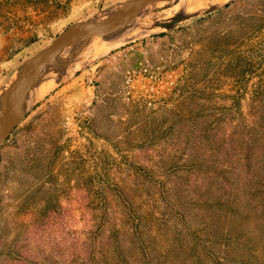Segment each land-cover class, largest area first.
I'll return each mask as SVG.
<instances>
[{"label":"rangeland","instance_id":"1","mask_svg":"<svg viewBox=\"0 0 264 264\" xmlns=\"http://www.w3.org/2000/svg\"><path fill=\"white\" fill-rule=\"evenodd\" d=\"M130 1L0 0V119L3 94L26 60L77 22L109 17ZM193 1L149 4L112 41L92 34L43 62L24 98L37 90L42 97L0 147V264H264L254 205L242 200L234 207L250 208L249 216L234 214L235 190L224 193L238 176L264 183V137L254 135L255 151L250 138L260 122L253 90L233 106L230 82L216 74L229 53L208 52L211 32L261 17L264 0L180 10ZM227 5L235 18L196 23ZM202 44L190 79L187 46ZM192 133L203 141L190 154L184 139ZM195 156L205 161L194 165Z\"/></svg>","mask_w":264,"mask_h":264},{"label":"trees","instance_id":"2","mask_svg":"<svg viewBox=\"0 0 264 264\" xmlns=\"http://www.w3.org/2000/svg\"><path fill=\"white\" fill-rule=\"evenodd\" d=\"M27 5L32 7H40L44 4H48L49 0H25ZM234 5L237 6L239 9L241 6L239 3H235ZM235 12L231 9V5H227L224 9L218 10L212 13H207L206 15L200 16L196 18V23L203 25L205 23H211L214 19H224L226 17L235 18ZM244 19V18H243ZM250 19V20H249ZM247 20V19H246ZM249 20V21H248ZM247 21H243L241 25H239L236 29L232 27L227 29L226 31H213L211 32L210 37L215 38V46L208 49L209 53H229L227 55L228 60L227 63L221 71L216 72L220 77L226 76V79L230 82V90L229 96L232 97L234 102L233 106L239 108L241 106V98L246 95V91L249 88H252V108H255L253 113H255L259 118V126L252 128L250 138L254 140L251 144L252 149L255 151L258 148V143L254 135L259 134L264 137V38H261V32L264 30V15L260 17V15H251ZM186 27H181L179 31L184 33ZM187 29V28H186ZM206 29V28H205ZM246 33L245 35H242ZM169 33H160L156 36L163 37L168 35ZM219 35V36H213ZM233 38V39H231ZM225 41L222 43V41ZM232 40V41H231ZM174 37L171 38V43H174ZM228 41L229 43H227ZM214 42L212 40L210 45H213ZM179 51H182L184 46L183 44L176 45ZM189 49V53H192V57L189 58L192 78L195 75L198 67H196L195 63H197L198 56L207 51L205 46L202 44L201 48L196 49L195 46H187ZM201 53V54H199ZM235 53H248L246 57L237 56ZM244 58V59H243ZM215 75V73H214ZM189 80H185L187 82ZM250 86V87H249ZM238 104V105H237ZM180 123V122H179ZM174 123L171 125L175 128ZM215 124L203 128V131L207 130H214ZM258 131V132H257ZM260 138V137H259ZM257 138V139H259ZM186 150L188 153L193 154L197 146L199 147L201 142L203 141V135L192 133L190 136H187L185 139ZM199 155V154H198ZM196 155V156H198ZM195 156V157H196ZM197 160V161H196ZM205 161V159L200 156L196 157L194 165H198L199 162ZM234 192V199H233V208L234 214L238 212L242 213V215H247L248 210L250 208H246L239 205L234 207V204L242 200H246L249 204H253V210H256V216L254 217V226L258 228L260 225L264 224L258 220L260 218H264V183L260 181L254 180L252 177H239L236 180V184L232 183L229 191H224L225 194L232 195V191ZM231 200V199H229ZM247 202V203H248ZM233 211V210H232ZM259 212V213H258Z\"/></svg>","mask_w":264,"mask_h":264},{"label":"water","instance_id":"3","mask_svg":"<svg viewBox=\"0 0 264 264\" xmlns=\"http://www.w3.org/2000/svg\"><path fill=\"white\" fill-rule=\"evenodd\" d=\"M158 1L165 0H132L109 17L77 22L66 33L58 37L55 42L26 60L22 72L17 79L9 84L3 94L0 119V147L15 130L19 120V117L15 116V112L22 103L34 76L47 58L84 37L106 33L116 28L127 19L137 15L147 5Z\"/></svg>","mask_w":264,"mask_h":264},{"label":"bare ground","instance_id":"4","mask_svg":"<svg viewBox=\"0 0 264 264\" xmlns=\"http://www.w3.org/2000/svg\"><path fill=\"white\" fill-rule=\"evenodd\" d=\"M167 1V0H166ZM180 1V0H179ZM210 1H212V0H195V1H193L192 3H190V4H188V5H185V4H183V6H181L180 7V10H182V11H193V12H201V11H205L206 9H207V7H208V5H210ZM220 1V0H219ZM221 1H225V0H221ZM186 2V1H185ZM191 2V1H190ZM217 2V1H216ZM169 3V2H168ZM227 3V2H226ZM153 6V5H152ZM169 6V5H168ZM178 7V6H177ZM156 8V7H155ZM154 9V8H153ZM145 10V9H144ZM146 11V10H145ZM151 11V10H150ZM171 11V10H170ZM172 11H173V9H172ZM141 15V14H140ZM170 15V14H169ZM142 16V15H141ZM146 16V15H145ZM148 16H150V15H148ZM161 16V15H160ZM174 16V15H173ZM181 16H182V14H181ZM158 18V17H157ZM165 18V17H164ZM172 17H170V19H171ZM147 19V18H146ZM169 20V19H168ZM135 22V21H134ZM167 22V21H166ZM169 23V22H168ZM171 24V23H170ZM134 25V24H133ZM164 25V24H163ZM166 25V24H165ZM169 25V24H168ZM159 26V25H158ZM122 27V26H121ZM120 27V28H121ZM162 26H160V28H161ZM166 27V26H165ZM120 28H114V29H112V30H110V31H108V32H106V33H104V35H106V34H108V36L106 37V38H104V39H109V40H113L114 38H115V36L117 37V35H119L121 32V30L122 31H124L125 29H121L120 30ZM156 28V27H155ZM160 28H156V30H158V29H160ZM163 28V27H162ZM116 29V30H115ZM142 29H144V28H142ZM152 29H154V28H152ZM113 30H115V31H113ZM135 30V29H134ZM139 29H137L136 31H138ZM141 30V29H140ZM112 31V32H111ZM130 31V30H129ZM136 31H134V32H136ZM150 31V30H149ZM153 31H155V30H153ZM111 32V33H110ZM127 32V31H126ZM140 32V31H139ZM138 32V33H139ZM133 33V32H132ZM128 34V33H127ZM135 34V33H134ZM139 34H141V33H139ZM146 34V33H145ZM137 35V34H136ZM143 35V34H142ZM128 36H130V35H128ZM127 36V37H128ZM134 36V35H133ZM139 35H137V37H138ZM98 37H101V36H94L93 38H98ZM103 37V36H102ZM136 37V36H135ZM122 38V37H121ZM120 38V39H121ZM126 39V38H125ZM131 39H133V37H131ZM119 40V39H118ZM124 40V39H123ZM128 40H129V38H128ZM116 41V40H115ZM120 41V40H119ZM125 41V40H124ZM97 42H99V41H97ZM106 44V43H105ZM91 45H92V43H91ZM90 45V46H91ZM96 46V45H95ZM106 46V45H105ZM101 47V46H100ZM91 48H93V47H91ZM102 48V47H101ZM80 49V48H79ZM98 49V48H97ZM106 50V49H105ZM67 53V52H66ZM42 68H39V74H41V78H42V76H43V72H42V70H41ZM52 78V77H51ZM55 81V80H54ZM42 82V81H41ZM44 82V81H43ZM49 82V81H48ZM51 82H49V84H50ZM35 84V83H34ZM55 84V83H54ZM35 85H37V84H35ZM52 85V84H51ZM33 87V86H32ZM50 88V87H49ZM36 89V88H35ZM40 89H43V88H40ZM31 90V92H32V89H30L29 88V91ZM45 91H47V90H45ZM45 91H44V93H45ZM34 92H35V90H34ZM36 93V97L37 96H39L41 93L43 94V91L41 92L40 90H37V92H35ZM27 94H29V93H27ZM42 94H41V97H42ZM29 95H31V93L29 94ZM32 96H34L33 94H32ZM34 96V97H35ZM33 97V98H34ZM32 98V99H33ZM28 99H29V97H28ZM32 99H30V101L29 100H27L26 98H24L23 99V101H22V103L20 104V106H19V108L16 110V112H15V116L16 117H19L23 112H24V110L26 109V107L28 106V104L32 101H34V100H32ZM35 102V101H34ZM32 107V106H31Z\"/></svg>","mask_w":264,"mask_h":264}]
</instances>
